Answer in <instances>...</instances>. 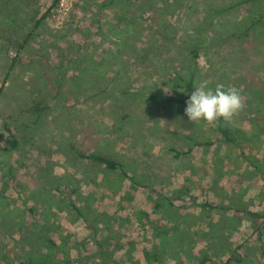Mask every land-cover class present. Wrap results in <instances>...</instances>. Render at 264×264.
<instances>
[{
  "label": "rangeland",
  "instance_id": "obj_1",
  "mask_svg": "<svg viewBox=\"0 0 264 264\" xmlns=\"http://www.w3.org/2000/svg\"><path fill=\"white\" fill-rule=\"evenodd\" d=\"M94 1L100 3L63 0L54 8L31 44L42 59H31L37 53L28 49L0 93V138H4L0 144V264H45L43 256L51 250L44 233L57 243V259L65 264H155L152 258L145 259L146 251L155 246L171 247L158 252L163 264H195L207 256L214 264H224L227 252L239 245L245 264H264L258 235L245 215H235L242 209L264 210V175L247 160L264 155V150L253 155L252 147L258 142L249 135L250 143L242 148L246 155L239 148L229 151L213 144L217 136L210 124L201 121L189 127L183 103L174 114L175 107L169 103L147 102L141 108L127 93L147 88L156 96H172L167 80L178 72L190 75L197 68V76L210 81L209 88L223 84L225 89L241 90L246 108L235 123L251 131L255 111L251 102L261 101L254 93L264 86V46L259 50V43H243V38L227 42L218 16L240 0H186L185 6L174 5L169 11V21L178 24L176 32L171 30L173 35L210 36L201 42L197 66L189 43L178 38L170 49L149 48L153 26L162 19L156 11L161 0H115L102 13ZM53 2L37 0L38 16L47 13ZM127 5L132 6L131 13L123 14ZM119 12L124 15L119 20L131 29L119 50L125 72L130 73L120 77H128V82H112L119 84L112 85L113 95L103 96L99 88L107 81H101L95 92L98 98L87 101L94 91L89 83L79 84L81 65L94 55L118 50L116 36L121 34L109 24L118 21ZM215 22L220 23L211 27ZM8 51L0 62V90L16 56L15 49ZM37 69L40 76L35 74ZM102 71L111 76L107 67ZM161 77L165 83L159 82ZM124 114L133 121L122 123ZM254 119L253 124L259 122ZM182 129L184 135L198 136L202 146L193 147L183 135L176 137ZM5 141L15 144L11 151ZM83 153L119 159L131 178L135 172L140 184L119 173L107 175L103 168L80 159ZM177 153L188 154L178 157ZM228 206L231 209L225 211ZM224 214L236 217L235 229L224 225L225 216L220 219ZM211 220L220 222L217 228H210ZM154 227L161 234L159 241L153 237ZM105 239L122 240L115 261L88 260Z\"/></svg>",
  "mask_w": 264,
  "mask_h": 264
},
{
  "label": "trees",
  "instance_id": "obj_2",
  "mask_svg": "<svg viewBox=\"0 0 264 264\" xmlns=\"http://www.w3.org/2000/svg\"><path fill=\"white\" fill-rule=\"evenodd\" d=\"M115 0H100V3H97V1H94L93 5L95 4L98 9L100 10V13L108 7L109 4H112ZM161 4H159L158 7H156V11L159 15L162 16L161 22L156 24L154 27V30L152 31L153 40H151V43L149 45L150 49H170L173 47V43L178 40H181V42H185V44L189 43L190 48L192 49L193 53V61L195 66H197V61L200 57V46L203 39H205V42L210 40V36L205 33L197 34V32L194 35L186 34L184 36L178 37V35H173L171 33V30L173 32L175 31L176 26L178 25L175 22L169 21V11L173 8L174 5H178L177 7L185 6L187 4L186 0H161ZM171 2V5H170ZM53 6L49 9V11L45 14L38 16L40 13L39 10L35 9V6H37V0H0V62L2 60V56L4 53H9V49H15L16 56L13 60L12 66L9 69L6 79L4 81V84L0 90V93H3L6 83L9 80L10 76L12 75L15 67L17 66L18 60H22L25 55L27 54V50L30 49L34 53L36 52V49L32 48L31 44L34 40L37 39L39 36V33L37 32L39 29H44V22L48 18L49 15H51V12L56 9L60 3L61 0H54ZM132 5V4H129ZM126 6V9L123 11V14L131 13L130 12V6ZM178 9V8H177ZM180 9V8H179ZM188 9V8H187ZM123 10V9H122ZM236 10V11H235ZM234 11V12H233ZM76 12V8L72 11V17L74 16ZM235 12H238L242 15V17L239 19L238 17H234ZM122 13L116 14V16H119L118 21H115L116 23H110L109 26L111 27V30H115L116 34H121L120 36H116V39L119 40L117 42L118 50L113 53L105 52L102 56H92L91 60H86L82 63L80 70V81L79 84H83V81L85 84L92 85V94L87 97V101H95V99L98 98L99 95L106 94L107 92L112 93L113 95V88L112 85H119L121 82H124L126 84L128 82V77L121 78L120 76L125 75L124 73H127L130 75L127 71V65L124 64L122 59H120L119 56V50L121 51L120 47L122 43L125 40V36L127 32L131 31L130 25L125 23V20H119L121 17L124 16ZM218 16H220L221 25H224V36H227V42L231 41H237L238 39L243 38V43H259V50L263 49L264 46V0H240L239 3L228 5L225 7V9L218 12ZM217 16V17H218ZM216 17V19H217ZM219 19V17H218ZM217 23L215 22L211 27H216ZM29 27L31 31H29ZM157 29V30H156ZM28 33V34H26ZM227 33V34H226ZM46 41V40H45ZM48 51V50H46ZM152 51V50H151ZM39 50L36 55H34L35 61L38 62L39 59H42L39 57L40 55ZM128 55H131L128 53ZM152 53L148 50L147 56L150 57ZM24 56V57H23ZM23 57V58H22ZM132 57H134L132 55ZM147 58V57H145ZM107 67L109 69V72H111V76L113 77L112 80H109L111 76L109 74L104 73L102 71V68ZM40 70H35L36 76H40ZM43 72V71H42ZM178 72L176 74H173V77H170L168 82V87L171 88L173 94L172 96H166L162 94H157V96L152 92L151 90L140 89L136 88L132 92L127 90V93L130 94V99L136 103L141 108L146 107L147 102H151L152 104H155L157 102L161 103L162 105L165 103H169L175 107L174 110H172V113L178 114V111L176 110V106L181 105L183 103L186 105V101L189 99L191 93L194 91V87L197 86V83L202 80V77L197 76V68L194 72H192L190 75L184 74ZM43 78V77H41ZM163 79L162 83H165V77H161L159 82L161 83V80ZM165 80V81H164ZM208 80V79H207ZM101 81H107L103 86H100V88L97 86L99 82ZM119 81V84H114L112 82ZM126 81V82H125ZM209 81V80H208ZM94 84V85H93ZM181 85V86H179ZM80 86L77 87L79 89ZM99 88V93H95L97 89ZM99 94V95H98ZM253 94V93H252ZM260 100L252 99V105L255 108V111L253 110V117L259 118V122L257 121L256 124H253L255 119H250V126L251 131H247L246 128H239L237 127L235 123V117L231 124H226L223 119H220L214 124H211L213 127L212 133L217 136L216 141L213 142L214 145H219L222 147H228V150L231 151L233 148H244V144L250 143L248 141V136L251 135L253 140H256L258 143L252 147V149H256L253 152V155L260 154L261 150H264L262 146V142L264 143V86L261 87L258 92L255 93ZM120 96V95H119ZM112 96H110L111 98ZM107 100V102H110L111 105L115 103L113 99ZM158 98V100H157ZM162 98V99H161ZM118 102H121L120 97L117 99ZM114 101V102H113ZM132 102V103H133ZM131 103V104H132ZM110 105V106H111ZM161 107L158 108L160 110ZM177 117V116H176ZM125 121H133L132 116L124 114L123 118L121 117V122L124 123ZM178 121V120H177ZM179 123V121H178ZM190 126H194L193 123L188 124ZM187 125V127H188ZM182 126L179 123V128ZM188 127V129H189ZM186 128V127H185ZM250 129V128H249ZM183 132L177 131L175 132L176 137H181L183 135L187 138V140L193 144V147L202 146L200 142L198 141V136L195 134L184 135ZM250 132V133H249ZM198 141V142H197ZM4 142V138H0V144ZM6 143V150L11 151L14 147V143L11 141H5ZM210 145V143H209ZM264 145V144H263ZM213 146V145H211ZM192 149V148H191ZM189 151H192V150ZM244 149H242L243 151ZM188 153H177V156H186ZM241 155H246L245 151L241 152ZM252 155V156H253ZM79 158L90 163L96 164L98 167L103 168L105 173L107 175L109 174H116L119 173L123 176L125 179L131 180L135 185H139V181L136 179L137 175L132 173L134 176L131 178L128 171L125 169V165L123 162H121L119 159L108 156L106 154H97V153H91V154H80ZM250 164L254 166L255 171H258L261 175H264V155L260 159H253L248 158ZM148 185H145L147 187ZM76 190L71 191V195L76 194ZM67 193L65 192L64 195ZM72 196H69L70 203L74 207V209L77 212H80V208L78 209L76 206H74V202L71 198ZM172 198L175 199V195L172 196ZM231 203V202H230ZM231 207L224 208L225 211H229ZM33 212L34 210H29ZM83 214L82 212L80 213ZM245 215V219L250 223L251 225V231L253 233H256L258 235L257 241L258 245L260 246L261 254L264 259V210L262 211H250L249 209H242L237 210L235 212V215ZM34 217L36 218V213H32ZM225 216V217H224ZM224 217V225L227 227H233L234 219L236 218H228L226 214L223 216H220V219ZM242 220V219H241ZM229 222V223H228ZM232 222V223H230ZM93 223V222H92ZM220 222L217 224L211 220L210 228H217ZM228 225H227V224ZM42 231L44 230L43 226H40ZM153 229V237L155 240H160L161 234L158 233L157 228ZM47 232V231H46ZM168 235V234H167ZM44 238L48 241L50 246V255L47 254V256H43L45 258L44 263L45 264H65L62 261L57 259V243L54 242L51 238H49L48 234L44 233ZM98 250L96 251V255H93L92 258L88 257L87 259L90 260L93 263H97L98 260L102 262H108V261H115V256L117 251L119 252L121 249H123V244L121 239H114L109 240L105 239L103 241L98 242L97 244ZM159 250L162 251H170L171 247H163L161 249L157 248L156 246L152 250H147L145 253L146 260L149 261V258H152L153 263L155 264H163L160 261V257L158 255ZM226 257H228L224 264H245L246 256H244V253L241 250V246H237L233 250L230 249ZM47 259V260H46ZM175 259V258H174ZM212 262V259H210L208 256L203 258L201 261L196 262L195 264H210ZM217 262V261H216ZM82 264L86 263L84 261H81ZM214 264V262H212ZM29 264H35L33 262H30ZM88 264V263H86ZM218 264V263H217ZM253 264H257V261Z\"/></svg>",
  "mask_w": 264,
  "mask_h": 264
},
{
  "label": "clouds",
  "instance_id": "obj_3",
  "mask_svg": "<svg viewBox=\"0 0 264 264\" xmlns=\"http://www.w3.org/2000/svg\"><path fill=\"white\" fill-rule=\"evenodd\" d=\"M209 84L208 80L198 82L186 101L185 115L188 121L197 124L205 121L211 125L223 119L226 124H231L234 117L246 108L241 90L235 86L225 89L223 84H217L213 90Z\"/></svg>",
  "mask_w": 264,
  "mask_h": 264
},
{
  "label": "built area",
  "instance_id": "obj_4",
  "mask_svg": "<svg viewBox=\"0 0 264 264\" xmlns=\"http://www.w3.org/2000/svg\"><path fill=\"white\" fill-rule=\"evenodd\" d=\"M62 3H63V0H61V3H60V5H59V6H61V5H62Z\"/></svg>",
  "mask_w": 264,
  "mask_h": 264
}]
</instances>
